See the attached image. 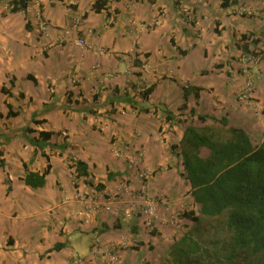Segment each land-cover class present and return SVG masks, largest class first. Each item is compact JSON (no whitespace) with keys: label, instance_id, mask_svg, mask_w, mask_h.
<instances>
[{"label":"crops","instance_id":"crops-1","mask_svg":"<svg viewBox=\"0 0 264 264\" xmlns=\"http://www.w3.org/2000/svg\"><path fill=\"white\" fill-rule=\"evenodd\" d=\"M95 1L11 12L0 0V264H65L113 243V264H160L163 222L192 198L171 146L189 127L264 139V56L246 67L239 48L246 36L264 50V0H108L100 12ZM111 144L143 154L144 185ZM77 161L88 176L73 181ZM29 173H46L44 186L26 185ZM121 182L159 203L160 234L142 237L137 214L78 218L63 202ZM92 264L109 263L99 250Z\"/></svg>","mask_w":264,"mask_h":264},{"label":"trees","instance_id":"trees-1","mask_svg":"<svg viewBox=\"0 0 264 264\" xmlns=\"http://www.w3.org/2000/svg\"><path fill=\"white\" fill-rule=\"evenodd\" d=\"M107 1L96 0L92 10L100 12ZM28 2L9 0L8 5L11 12H25ZM245 40L246 36H242L239 48L244 54L255 56L257 53L244 44ZM263 56L264 50L260 58ZM194 94L197 96V92ZM39 136L46 140L51 133L41 132ZM176 148L183 170L180 176L189 186L199 211L198 215L193 211L181 214L192 227L170 246L164 263L160 264H264V139L253 145L242 129L229 128L224 136L212 130L210 134L198 133L189 127L179 145L171 146V151ZM201 148L209 151L207 158L200 156ZM45 174L29 173L24 182L32 188L43 187ZM75 176L76 179L88 176L82 161L75 163ZM96 188L103 187L98 184ZM208 219H223L224 233L220 239L206 243L200 227Z\"/></svg>","mask_w":264,"mask_h":264},{"label":"built area","instance_id":"built-area-1","mask_svg":"<svg viewBox=\"0 0 264 264\" xmlns=\"http://www.w3.org/2000/svg\"><path fill=\"white\" fill-rule=\"evenodd\" d=\"M72 30L76 25H72ZM68 34V33H67ZM77 45L81 47H87V44L83 40H76ZM243 62L248 67L253 62L260 59V57L251 56V54H243ZM249 85L245 88V92L248 91ZM243 97V96H240ZM110 153L115 158L123 157L126 161L127 167L131 170L137 169V179L139 181H146L149 172L143 168L139 169L143 154L139 151L127 152L125 148L120 147L117 144H111ZM77 180L75 174L73 175V181ZM145 183V182H144ZM144 185V184H143ZM96 188V186H94ZM97 189V188H96ZM108 191H93L91 195L85 193H75L71 198L65 196L63 198L64 203H71L75 205L72 211V215L78 218H89L93 215H98L103 212H109L115 216L122 215L126 219L132 218L135 214L141 216L146 227L151 226V223H155L157 220V207L158 204L155 199L150 198L146 194V190H136L129 186L126 182H121L116 185L115 192L112 194ZM106 194V195H105ZM117 204H120V210L117 208ZM171 218V222H172ZM164 224L170 223V220H164ZM102 253V257L108 261L109 264L117 262L118 256L116 254L117 244L113 243L104 248H93V255L90 258L78 257L76 254L72 257V261L65 264H92L95 254Z\"/></svg>","mask_w":264,"mask_h":264},{"label":"rangeland","instance_id":"rangeland-1","mask_svg":"<svg viewBox=\"0 0 264 264\" xmlns=\"http://www.w3.org/2000/svg\"><path fill=\"white\" fill-rule=\"evenodd\" d=\"M251 51H254V50L251 49ZM255 52L257 53V54H255V56L257 55V56L261 57V52H262L261 49L258 51H255ZM251 56L254 57V55H252V54H251ZM212 132H216V131L213 130ZM204 133L210 134V131H204ZM176 153H177V151H176ZM144 182H146V181H142V185L144 184ZM111 193L113 194L114 192H111ZM178 209H180L179 215L175 216L174 214H172L173 216H175L174 219L172 220L173 223L171 222L170 219H168V220H170V223H166L165 225H163L164 227L162 228L164 230V234H166V236H168V240H167L168 243L165 242L163 239H161L160 240L161 246H159V248H158L159 249L158 253L163 255V257H161V259H160V262L163 261V263H164V259L168 255L170 246L176 240H178V238L181 237V235L184 231H186L190 227H192V223L189 220L182 218L181 214L183 212L193 211L195 213V215H198V211H199L198 206L194 203L192 198H188V200L184 199L181 203H179ZM142 223H143L142 224V237H144V235L147 236L148 233L149 234H151V233L152 234L153 233L154 234H156V233L160 234V232H158V230L155 228L156 227L155 224L151 223V226L146 227L144 225L143 218H142ZM201 226L202 227H200V228H201L202 238L206 243H208V241L212 240V239H217V238L220 239L222 237L221 235H223V233H224L223 219H208L206 221L204 220V222L202 223ZM148 247H151V246H148ZM165 264H168V263H165Z\"/></svg>","mask_w":264,"mask_h":264}]
</instances>
